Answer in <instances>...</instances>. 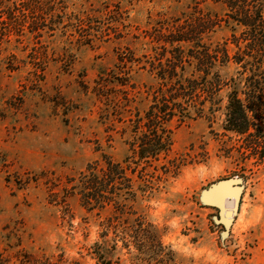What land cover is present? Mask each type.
Returning <instances> with one entry per match:
<instances>
[{"label": "rangeland", "instance_id": "1", "mask_svg": "<svg viewBox=\"0 0 264 264\" xmlns=\"http://www.w3.org/2000/svg\"><path fill=\"white\" fill-rule=\"evenodd\" d=\"M224 13L210 0H0V264H98L104 241L112 264H264V149L225 125L229 91L243 97L232 61L213 115L172 124L171 149L151 166L127 165L137 199L122 213L87 212L73 188L103 155L136 161L156 64L188 17L210 18L200 40L233 55ZM233 177L242 193L225 227L201 197Z\"/></svg>", "mask_w": 264, "mask_h": 264}, {"label": "trees", "instance_id": "2", "mask_svg": "<svg viewBox=\"0 0 264 264\" xmlns=\"http://www.w3.org/2000/svg\"><path fill=\"white\" fill-rule=\"evenodd\" d=\"M225 6L224 19L232 29L231 37L236 47L232 56L225 47L211 46L200 38L211 30L210 18L204 22L188 17L189 26L177 27L173 39L165 41L171 49L169 59L159 60L156 101L152 102L139 118V127L133 131L135 140L130 143V155L135 162H124L102 157V164L87 165L73 186L79 194L81 207L87 212L102 211L112 206L123 212L126 203L137 199L133 190L134 178L126 174L132 163L151 166L152 161L165 157L172 146V124L179 126L196 118H209L218 108L220 69L229 62L239 66L243 75V97L237 88L229 91L225 105V122L229 130L246 137L256 138L260 150L264 149V0H210ZM49 4V3H48ZM181 26V25H180ZM172 36V35H171ZM180 43L186 44L184 47ZM207 105V106H206ZM261 127V133L250 128ZM137 132V133H136ZM260 134V135H259ZM125 164V165H124ZM126 166V167H125ZM160 167V166H159ZM141 191L148 195L154 189L153 173L143 171ZM98 264H112L103 257L107 247L104 241L95 243Z\"/></svg>", "mask_w": 264, "mask_h": 264}, {"label": "water", "instance_id": "3", "mask_svg": "<svg viewBox=\"0 0 264 264\" xmlns=\"http://www.w3.org/2000/svg\"><path fill=\"white\" fill-rule=\"evenodd\" d=\"M242 193L241 181L236 178L219 180L202 193V201L218 209V222L228 227Z\"/></svg>", "mask_w": 264, "mask_h": 264}]
</instances>
